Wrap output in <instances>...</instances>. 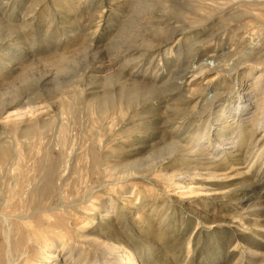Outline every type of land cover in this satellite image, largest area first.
I'll return each mask as SVG.
<instances>
[{
  "label": "rangeland",
  "instance_id": "rangeland-1",
  "mask_svg": "<svg viewBox=\"0 0 264 264\" xmlns=\"http://www.w3.org/2000/svg\"><path fill=\"white\" fill-rule=\"evenodd\" d=\"M29 105L39 109L17 116ZM19 120H46L43 142L7 129ZM0 141L27 165L42 147L53 153L42 164L71 153L79 167L63 187L81 195L106 155L99 195L120 213L76 216V264L105 257L91 237L128 247L136 264H264V0H0ZM9 175L0 211L9 193L11 206H35ZM23 234L15 224L6 256L0 233L3 264L26 262Z\"/></svg>",
  "mask_w": 264,
  "mask_h": 264
},
{
  "label": "bare ground",
  "instance_id": "bare-ground-1",
  "mask_svg": "<svg viewBox=\"0 0 264 264\" xmlns=\"http://www.w3.org/2000/svg\"><path fill=\"white\" fill-rule=\"evenodd\" d=\"M131 90L132 89L130 87L123 86L120 91H122L124 94V92L129 93L131 92ZM110 97L105 93L102 96H100V101L98 103V106L99 108H101V111L99 112L100 115L98 116V118L101 119L99 120V122L101 121V123H103L102 121H104L108 117V115L106 114L107 109H110V107L113 105L111 98L114 96H112L111 98ZM29 108H30L29 110L27 108L21 109L17 113V116L19 115L20 118H23L22 116L25 117L28 115V113L30 115L39 109V107H37L36 105H29ZM46 124H47L46 120L43 121L41 127L36 125L35 123L30 124L29 122H25L24 124H21V120H19V121H14L12 125L9 126L7 129L9 131L12 130L13 132L19 130L18 139L24 138L27 139L29 142H31V144L33 142H35L36 144L37 143L41 144L44 138L43 127H45ZM58 133H59V142L63 144L64 141H66V137H67L66 128L64 126H60ZM98 143L99 146L102 147L104 141L101 138H98ZM63 145H65V143ZM15 150L16 149L13 150L7 145H5L4 142L0 141V184L2 181L4 182L6 178L10 176L9 174L11 173L12 177H14L15 186H12L13 188H11L10 191H14V189H16V187L18 186L19 187V188L17 187L18 190L20 189L22 191L21 195L23 196L27 195L26 197L40 196L41 199H39L34 204L35 206L29 204H28L29 206H27V205H23V203L20 206L18 205L11 206L10 204H12L11 202L13 201L15 195L13 193H9L10 195L7 193V195H9L8 198L6 200L4 198L3 200L5 203L4 205L5 208L3 209V211H0V224H1L0 233L4 236V240L6 241L7 244V249L5 248L6 250L4 252L5 255L11 256L10 253L11 251L9 248L11 245V233H12V228L16 224L17 228H19V226H22V228L24 229L23 235L24 238L26 237V242L28 244V247L30 248L27 252L28 259L24 264H41V263L76 264L77 261L73 256V252L75 251L74 249L75 244L73 245L74 247L72 246L75 236V231H77L76 227L78 224L77 221L75 220L76 216L78 214L79 215L82 214L84 215V217H86L88 221H96L98 219L101 220L102 216H104L103 218L107 219L108 217L111 216L110 214L112 212L113 213L115 212L116 214L120 213V211L119 212L117 211L120 208V205L118 206L111 203V205L108 204L109 206H107L105 204L106 199L100 197L99 195L100 193L105 191V187L107 188L106 186L107 183L104 180L105 173L107 172L108 169V166H106L107 164L106 155L105 157L102 156L100 162L94 165V169L92 173L94 175L90 178L89 184L83 186L84 187L83 189L85 190L81 195V192L79 191L80 186H77V184H74L72 187H69L68 189H65L63 187L67 180V177H69L68 176L69 171H72L74 165H76V164H72L73 162L71 163L72 160L70 156L71 153L65 151V157H63L64 155H62L60 159L58 158L55 161L49 160L46 163L48 159H51V154L53 153L50 151V149L42 147L41 149L36 150V156L33 158L34 161L30 165H27L23 161L24 154L21 151L16 152ZM13 153H15V155ZM41 159H47V160L45 161L44 164H42ZM76 167L78 168L79 166L76 165ZM216 167L218 166L216 165ZM218 168H220V166ZM134 170L135 168L131 169L129 167H126L123 170L118 171V173L121 174L129 171H133V172L137 171ZM32 171L33 173H31ZM36 172H39V175H35L34 173ZM220 173L219 175L215 174V176L217 177L220 176ZM210 175L211 177L212 175L214 176L213 173ZM221 176L224 177L223 173ZM40 179L41 181H39ZM38 181L41 182L42 184L39 183ZM2 188L3 185L2 187H0V189ZM80 189L82 190V187H80ZM66 194L77 195L79 197L77 198L78 203L73 204L72 202H69L64 204L63 198ZM107 198L110 199L112 198V196H108ZM38 215H41V218L39 219V221H34L33 218ZM62 226L66 227V230L70 233L69 240H63L59 235V233H57ZM83 227L79 226L78 228L82 229ZM83 231L79 232L80 236H82V238L89 237L85 233V231L84 232ZM87 241L95 243L98 246H101V250L105 254V257L100 258L96 262L94 261L95 262L94 264H136L134 253L124 245L114 242L108 243L92 237L91 239L90 238L87 239ZM59 248L61 250V253L67 251L71 254V256L65 257L63 260H60L59 259L60 256L58 255ZM1 255L2 254L0 251V264H3ZM12 262L7 261L6 264H12Z\"/></svg>",
  "mask_w": 264,
  "mask_h": 264
}]
</instances>
